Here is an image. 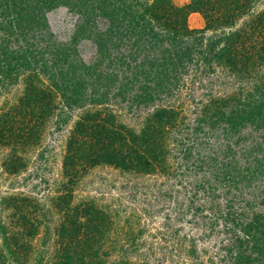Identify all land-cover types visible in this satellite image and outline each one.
<instances>
[{
    "label": "trees",
    "instance_id": "trees-1",
    "mask_svg": "<svg viewBox=\"0 0 264 264\" xmlns=\"http://www.w3.org/2000/svg\"><path fill=\"white\" fill-rule=\"evenodd\" d=\"M83 1L92 9L87 12H95L88 17L92 22H84L90 23L85 27L88 38H97L93 47L98 58L82 65L77 79H64L71 70L68 61L64 68L59 64V70H53L54 60H65L67 54L53 50L44 59L37 52L24 56L19 47L8 49V37L0 46V82L4 86L16 78L20 82L0 107L3 181L15 183L29 160L43 159L44 149L36 150L50 120L55 131L68 127L58 142L61 181L55 189L43 195L37 191L0 195V264H148L139 252L134 259L129 257L136 239L121 234L117 210L92 199L74 201V186L95 167L132 177L167 174L168 138L182 124L183 108L161 100L180 91L184 75L198 79L192 90L201 88L193 129L200 132L206 125L210 135L227 102L216 91L222 79L228 82L224 86L232 82L240 90L256 79L251 94L264 93V0H188L179 6L172 0H113L111 8L108 0ZM105 10L115 12L101 21ZM191 11L201 16V28L187 26ZM76 24L79 33V19ZM20 34L13 32L10 37L17 39ZM110 46L118 47V58L126 50L134 62L125 66L136 69L132 78L107 94L98 89L109 82L114 86L116 78L112 70L99 66ZM93 84L85 94V87ZM111 99L129 105L107 108ZM155 100L159 103L152 107ZM125 106L143 111L134 116V121L139 118L136 125L119 118ZM74 110L78 112L69 122Z\"/></svg>",
    "mask_w": 264,
    "mask_h": 264
},
{
    "label": "rangeland",
    "instance_id": "rangeland-1",
    "mask_svg": "<svg viewBox=\"0 0 264 264\" xmlns=\"http://www.w3.org/2000/svg\"><path fill=\"white\" fill-rule=\"evenodd\" d=\"M108 2L107 8L113 7V0ZM172 2L179 6L188 0ZM88 10L90 7L83 0H0V46L8 37V49L19 47L24 56L37 52L44 59L51 57L53 50L67 54L65 60L56 58L57 65L52 69L59 70V64L64 68L68 61L71 70L64 79H77L84 70L82 65L98 58L94 57L93 47L97 38H88L85 30L90 24L85 19L92 22L88 17L95 13ZM114 12L105 10L100 20H108L105 16ZM78 19L80 31L75 33ZM186 24L190 29H199L203 20L191 11ZM13 32L21 34L12 39ZM117 49L110 46L106 57H101L99 68L112 70L116 79L114 86L109 82L100 87V93L116 90V85L132 78L136 69L125 66L134 61L126 50L118 58ZM192 79L184 75V82L179 81L184 83L180 91L161 100L162 104L178 103L183 108V122L170 131L172 137L168 138L167 174L132 177L109 167H95L74 186L73 199H92L108 210H117L118 226L124 229L121 234L136 239L137 246L129 252L130 258L134 259L139 252L148 264H264V93L251 94L256 79L248 80L241 90L232 82L224 86L226 81L222 79L224 83L216 91L218 97L227 98L222 107L223 118L215 124L211 135L203 126V134L193 129L195 101L199 100L201 88L192 90V85H198V79ZM202 82L205 85L207 79ZM19 87L18 78L10 86L0 82V107ZM92 87L95 85L86 86L85 94ZM124 97L127 99L128 95ZM157 103L155 100L152 107ZM124 105L129 103L111 99L106 107L114 110ZM125 109L119 118L129 126L136 125L139 118H133L143 111ZM77 112L73 111L69 122ZM52 122H48L42 145L36 150L44 149L43 159L29 160L15 183L3 181L4 174L0 175V195L12 191H37L43 195L51 193L61 181L58 142L68 127L65 124L62 131H55Z\"/></svg>",
    "mask_w": 264,
    "mask_h": 264
}]
</instances>
